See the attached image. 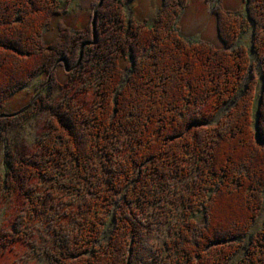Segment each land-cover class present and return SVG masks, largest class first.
Listing matches in <instances>:
<instances>
[{"label": "trees", "instance_id": "obj_1", "mask_svg": "<svg viewBox=\"0 0 264 264\" xmlns=\"http://www.w3.org/2000/svg\"><path fill=\"white\" fill-rule=\"evenodd\" d=\"M133 1L103 0L94 30L60 22L45 43L63 0H0V141L48 114L27 153L5 145L0 264L26 250L40 264L88 252L80 264H264V0L243 11L213 0L221 49L181 35L189 0H161L142 20L126 12ZM251 29L261 79L245 84ZM38 74L32 105L5 112ZM37 220L53 229L45 254L28 229Z\"/></svg>", "mask_w": 264, "mask_h": 264}, {"label": "rangeland", "instance_id": "obj_2", "mask_svg": "<svg viewBox=\"0 0 264 264\" xmlns=\"http://www.w3.org/2000/svg\"><path fill=\"white\" fill-rule=\"evenodd\" d=\"M100 0H63L64 8L61 10L60 14L54 16L49 27L45 30L44 34V42L49 43L53 41L57 36L58 24L61 22L65 26L70 29L77 30L82 27H86L88 25H92L94 11L96 10ZM220 3L224 6V8L235 11L241 10L243 11L245 7V0H219ZM103 2V0H102ZM188 3V4H187ZM186 3V7L183 8L177 18V24L179 23L181 35L189 41H197L202 40L206 41L217 49L222 48V42L218 37V28L215 15L213 14V0H189ZM101 5V4H100ZM161 5V0H134L132 2V8L127 10L128 15L134 14V17L138 20H142L147 16L154 15L157 9ZM127 7V6H126ZM258 27V40L260 41L264 37V30L260 29V25L256 23ZM255 26V30H256ZM249 43L247 46L248 54L250 53L252 59L250 60L251 67L248 71V75L244 83L250 82L252 79L256 81H260L259 67H260V56L259 51L253 52V35L252 29L248 33ZM256 39V37H255ZM255 42V41H254ZM128 58V56H127ZM122 59L120 64L124 74H127V70L130 66L128 59ZM57 77L60 78L65 75L66 71L63 65H60L56 68ZM45 79L44 74H38L31 82L25 86L23 89L12 95L4 108L5 112H14L19 111V109L25 108L34 98L38 88L43 84V80ZM251 79V80H250ZM260 88V87H259ZM243 91V90H242ZM241 91V92H242ZM240 92V93H241ZM239 93V94H240ZM57 95V90L54 92L53 96ZM48 116L46 110H39L35 114H31L27 119L23 121L17 122L15 127H12L6 130L3 133V140L0 141V180L4 177L5 173V145H9V149H16L18 153H27L28 150L35 143V136L37 135L38 129L40 125L43 123L45 118ZM8 149V150H9ZM7 150V151H8ZM264 211V209H263ZM262 211V212H263ZM264 214V213H263ZM170 218H172L170 213ZM174 218V217H173ZM172 218V219H173ZM199 220H202L200 216ZM68 225V221L65 222L64 226ZM10 227V225L5 220L1 209H0V228L5 229ZM61 226H57L58 229ZM47 233H45L46 229L42 228V220H37L33 224L28 226L29 233L34 234L37 239L42 240V244L38 241L37 247L41 248V252L43 254L47 253V251L52 247L53 243V235H52V226L47 225ZM167 224H164L159 227L156 238L149 237L148 244L157 249L161 247L163 238H165V234L167 232ZM249 238V237H248ZM246 238L245 241L248 239ZM144 241H146L144 239ZM238 243V242H237ZM46 246V247H45ZM45 247V248H43ZM92 249H90L91 251ZM38 254V253H35ZM23 258L18 260L16 264H40L43 262V259L40 256L32 255L28 253L26 250L23 252ZM89 252L86 253L81 259L74 262H70L68 264H80V261H84L88 258ZM242 257V253L239 252L234 260H238ZM148 264H152V260H148Z\"/></svg>", "mask_w": 264, "mask_h": 264}, {"label": "water", "instance_id": "obj_3", "mask_svg": "<svg viewBox=\"0 0 264 264\" xmlns=\"http://www.w3.org/2000/svg\"><path fill=\"white\" fill-rule=\"evenodd\" d=\"M101 3H102V0L99 1V4H98L97 8L100 6ZM95 23H96V10L94 11V16H93V23H92L93 30L95 29ZM80 58H81V52H80L79 60H80ZM65 67H66V70H69L68 67L66 66V64H65ZM38 95L39 94L36 93L35 96H34V98L32 99V101L25 108L21 109L17 113L23 112L25 109H28L32 105V103L36 100V98H37ZM17 113H15V114H17ZM8 116H14V115L13 114H8Z\"/></svg>", "mask_w": 264, "mask_h": 264}]
</instances>
